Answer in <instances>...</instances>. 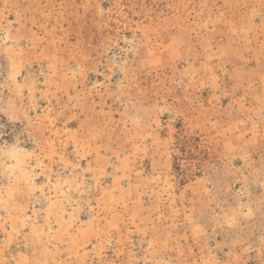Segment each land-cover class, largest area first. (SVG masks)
Returning a JSON list of instances; mask_svg holds the SVG:
<instances>
[{"label": "rangeland", "instance_id": "1", "mask_svg": "<svg viewBox=\"0 0 264 264\" xmlns=\"http://www.w3.org/2000/svg\"><path fill=\"white\" fill-rule=\"evenodd\" d=\"M0 264H264V0H0Z\"/></svg>", "mask_w": 264, "mask_h": 264}]
</instances>
